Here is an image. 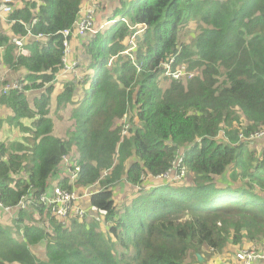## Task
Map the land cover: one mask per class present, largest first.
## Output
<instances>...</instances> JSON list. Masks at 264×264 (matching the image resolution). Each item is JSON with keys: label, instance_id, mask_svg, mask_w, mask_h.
<instances>
[{"label": "trees", "instance_id": "16d2710c", "mask_svg": "<svg viewBox=\"0 0 264 264\" xmlns=\"http://www.w3.org/2000/svg\"><path fill=\"white\" fill-rule=\"evenodd\" d=\"M82 2L21 1L12 35H25L18 21L35 20L32 33L47 38L27 44L29 57H16L10 38H0V62L22 70L24 92L37 95L0 100L7 114L0 125L30 138L10 149L0 143V203L12 209L0 219V264H186L189 257L201 264L197 254L204 263L209 254L264 244V192L255 190L264 189V150L261 138L251 149L239 139L264 130V0L121 3L106 28L96 23L83 38L82 82L68 80L55 98L56 113L80 95L62 139L48 117L62 69L59 33L72 28ZM188 24L196 28L184 41ZM181 68L178 79L170 76ZM178 151L184 179L145 187L141 177L164 174ZM64 155L80 168L72 188L89 189L86 207L103 224L73 218L62 226L39 202L52 185L71 189L58 174ZM123 190L131 195L121 204ZM24 196L31 204L15 208Z\"/></svg>", "mask_w": 264, "mask_h": 264}, {"label": "built area", "instance_id": "2783aa9c", "mask_svg": "<svg viewBox=\"0 0 264 264\" xmlns=\"http://www.w3.org/2000/svg\"><path fill=\"white\" fill-rule=\"evenodd\" d=\"M21 1H30V2H39V0H0V38L5 35L10 38V44L13 46L14 55L16 57L23 56L29 57L30 52L27 48V44L32 41H43L47 39L44 34L34 35L32 33L33 27L36 25V21H32L30 24H24L18 21L25 30L24 36L12 35L10 27L15 21L10 19L11 14L15 11L16 8H21ZM99 1L100 0H90V4L84 6V8H80L78 17L74 25L71 29L60 32L59 34L63 39V58H62V69L54 78V83L57 78H79L80 74L77 71L78 62L77 61H69L70 56V46L69 42L72 38H84L87 33L94 34L96 33L95 25H96V15L99 10ZM130 44L133 46V41L131 40ZM69 46V47H68ZM5 48L0 47V56L4 55ZM164 67L168 70V66L164 65ZM1 69V62H0ZM4 70L7 68L3 67ZM184 68H181L174 74H170V76L174 79H178L180 75L183 73ZM9 73V71L7 72ZM24 83L23 74L16 75L10 79H2L0 80V100L2 97L8 96L11 92H24ZM25 94L28 96L33 94L31 91H25ZM1 101H0V109L2 110ZM122 136L127 133L128 124L127 118L120 122ZM262 132V131H261ZM257 133V132H256ZM255 133V134H256ZM262 133H257L255 136H262ZM262 138V137H261ZM240 140H243V136H239ZM184 155L181 151L176 152L173 161L171 162L170 168L159 176H146L143 179L141 177L144 184H148L145 187L150 185H160L167 183H175L185 177L187 170L183 164ZM62 168L61 171L63 174L67 176L69 179L71 189L66 190L62 189L57 185H52L49 189L42 192L39 195V202L41 204H45L46 208L50 213L60 221L62 226H66L68 222L73 219H77L78 221L83 220H94L97 223L102 224V220L100 217L91 210V208L86 207L87 199L90 196L89 189H84L82 194H80L79 190L76 188H72L75 186V183L78 178V174L80 168L75 165L74 158H69L64 155L61 158ZM141 186H135V189L139 191ZM31 204V201L27 199L26 196L21 198V201L15 208H25ZM0 208L3 214H8L11 212L10 207H4L0 203ZM258 262H264V244L257 245L252 244L248 248L243 250H239L235 253L233 259L229 264H256Z\"/></svg>", "mask_w": 264, "mask_h": 264}, {"label": "rangeland", "instance_id": "374dc122", "mask_svg": "<svg viewBox=\"0 0 264 264\" xmlns=\"http://www.w3.org/2000/svg\"><path fill=\"white\" fill-rule=\"evenodd\" d=\"M115 0H106L105 2H102V3H109V2H114ZM221 1V0H220ZM85 4L86 5H89L90 4V0H83V2H82V5H81V8H84V6H85ZM120 4H121V2H119L118 1V3H117V1H116V4H115V6H111V8H106V7H104V4H103V7L101 6V4L99 5V11H98V13H97V15H96V23H97V25L98 24H101V25H103V28H106V24H107V22H108V20H109V18L112 16V14H113V11L116 9V8H119V6H120ZM126 6H128V5H126ZM195 28H196V26L195 25H193V24H188L184 29H183V31H182V38H183V40L184 41H186V39L188 38V36H190L191 34H194V30H195ZM73 39V38H72ZM71 39V40H72ZM71 40H70V42H69V46H70V51H71ZM84 39H83V41H82V44H84ZM81 44V50L79 51V53L77 54V60H78V62L80 63L81 62V60H82V56H83V53H82V51L84 50L83 49V45ZM68 46V47H69ZM132 49H134V48H130L127 52H125V54H128L129 52H131L132 51ZM0 73H1V70H0ZM72 78H73V76H72ZM77 79V81H78V79L79 78H76ZM62 83H63V80H60V84H59V89L61 88V92H62V90H63V87H62ZM64 85V84H63ZM54 102V101H53ZM3 109V108H2ZM69 109H70V105L69 106H67L66 107V109L64 110L63 109V111H62V114H60L59 116H58V114H56L55 113V106L54 105H50L49 106V115H48V117L53 121V130H52V135H54V136H56V137H60V138H62V139H65L66 138V136H65V131L67 130V128L68 127H70L71 126V123H70V120L68 119V111H69ZM8 113V112H7ZM6 117H7V114H6ZM6 117L2 120V114H1V109H0V122L1 121H5L6 120ZM121 121H119V123H120ZM26 126H29V121H26L25 123H24ZM225 130V129H224ZM257 133H262L261 131H256ZM232 133H233V131H232ZM256 133V134H257ZM256 134H250L248 137H246V136H243V134L241 133V134H239V136L241 135V136H243V140H245V141H247L248 142V145H250L251 146V144H252V141L254 140V139H260V137H262L261 139H263L264 138V134L262 135V136H255ZM25 138L28 140V141H30V138H29V136H26V135H23V133L19 130V129H15V128H13L12 126H8L6 123H2L1 125H0V143H3L4 145H5V147L7 148V149H10L13 145H15V144H17V143H23L24 142V140H25ZM219 138L220 139H223L224 141H226V142H230V140H229V136H227V135H225V134H221L220 136H219ZM249 156V152H247V151H245L244 152V160H246L247 159V157ZM135 160V157H132V158H130V162H132V161H134ZM146 176H144L143 177V179L145 178ZM184 179V177L181 179V180H183ZM180 181V180H179ZM124 182V181H123ZM178 182V181H177ZM124 183H126V182H124ZM127 184V183H126ZM132 189L134 188V186H132L131 187ZM257 192H258V194H260V192H264V189H262V186H260V185H257L256 184V189H255ZM129 195H131V193L128 191V192H124V190L122 191V193L120 194V196H119V203H123V202H125V201H127V198L129 197ZM0 219H4V214L2 213V210H1V208H0ZM72 219V218H71ZM186 219V217L185 218H181L180 219V221H183V220H185ZM35 220H37V219H35ZM60 224H61V222L60 221H58ZM70 223V221L68 222V224ZM67 224V225H68ZM66 225V226H67ZM65 226V227H66ZM104 228L102 227V230H103ZM247 246V245H246ZM245 246V247H246ZM248 247V246H247ZM237 249H239V250H243V249H240V248H237ZM237 249H235V250H237ZM235 252V251H234ZM234 252H231L230 254H232V253H234ZM212 255L211 254H209L208 255V257L206 258V261L203 263V264H209L208 263V261H209V259H210V257H211ZM204 258V257H203ZM186 264H194L193 263V260H192V258L191 257H189L187 260H186Z\"/></svg>", "mask_w": 264, "mask_h": 264}, {"label": "crops", "instance_id": "0c3cea01", "mask_svg": "<svg viewBox=\"0 0 264 264\" xmlns=\"http://www.w3.org/2000/svg\"><path fill=\"white\" fill-rule=\"evenodd\" d=\"M105 1H106V0H100V4H101L102 7H103V4H104V7H106V8L108 9V8H111L112 5L115 6L116 1H117V3H118V1H119V2H121L122 4L129 5L130 2H131L132 0H115L114 2L102 3V2H105ZM82 41H83V38H73V39L71 40V51H70L69 61H77V62H78V60H77V54H78L79 51L81 50V44H82ZM82 53H83V51H82ZM0 59H1V58H0ZM85 59H86V58H85V56H84V54H83L81 62H80V63L78 62V71H79V72H80V67L83 66V65H85V64H87V62H86ZM3 67L7 68L5 65H3V64L1 63V69H0V70H1V73H0V80H2V79H10V78L15 77L16 75L22 74V70H20L19 72H13V71H11L9 68H7V70H4ZM8 71H9V73H7ZM56 77H57V76H56ZM55 79H56V78H55ZM70 79H72V78H70V77H69V78L59 77V78H57V80L53 83L54 91H53V93L51 94V105H54V106H55V98H56V96H57L58 94L61 93V88L59 89L60 80H63V83H62V85H63V84H65V83H67L68 80H70ZM73 79H74V77H73ZM35 96H37V95H35L34 93L31 94V95H29L30 98L35 97ZM79 96H80V95L77 96V94H76V95L74 96V100H73V102H72L71 104H69V105H70V109H69V111H68V119L70 118L71 110H72L73 108L77 107V103H76V102H77ZM53 101H54V102H53ZM69 105H68V106H69ZM66 107H67V106H66ZM65 109H66V108H64V110H65ZM62 111H63V109L60 110L59 112H56V114H58V116H59L60 114H62ZM1 114H2V117H3L2 120H3V119L6 117V113H4L3 109L1 110ZM59 117H60V116H59ZM257 143H259V142H257ZM257 143H255V144H257ZM260 143H261V144H259V146L257 147V150H259V151L264 150V138L260 140ZM255 144H254V145H255ZM245 146H247V147H249V148L251 149V147H250L249 145H245ZM58 174H60V178H67V176H66L65 174H63L61 171H59ZM87 200H88V199H87ZM251 245H252V244H251ZM249 246H250V245H249ZM249 246H248V247H249ZM248 247H245V248H248ZM245 248H244V249H245ZM238 250H239V249H237V250H235V249H231L230 252H229L228 254L220 253V254L212 255V256L210 257L208 263H209V264H229L230 261L233 259L234 253H235L236 251H238ZM234 251H235V252H234ZM231 252H234V253L230 254ZM203 257H204V256H203ZM203 257L201 256V259H202ZM207 257H208V256H207ZM256 264H264V262H258V263H256Z\"/></svg>", "mask_w": 264, "mask_h": 264}, {"label": "clouds", "instance_id": "9594fccd", "mask_svg": "<svg viewBox=\"0 0 264 264\" xmlns=\"http://www.w3.org/2000/svg\"><path fill=\"white\" fill-rule=\"evenodd\" d=\"M99 5H100V1H99ZM125 5H126V4H125ZM98 11H99V10H98ZM131 40L133 41V39H131ZM131 40H130V42H131ZM130 42H129V44H130ZM130 46H131V48H134V47H135L134 42H133V46H132L131 44H130ZM77 71H78V68H77ZM78 72H79V71H78ZM79 74H80L81 79H78V81H79V82H82V76H81V73L79 72ZM262 131H264V130H262ZM186 170H187V169H186ZM186 174H187V173H186ZM175 183H176V182H175ZM170 184H173V183H170ZM160 185H162V184H160ZM156 186H158V185H156ZM102 224H103V223H102ZM238 251H239V250H238ZM238 251H236V252H238ZM236 252H235V253H236ZM235 253H234V255H235ZM213 255H215V254H213ZM200 257H201V256H200ZM202 257H203V256H202ZM233 257H234V256H233ZM203 259H204V258H202V260H201L200 262H199V261H198V262L201 263V264H203V263H202ZM205 261H206V259L204 260V262H205Z\"/></svg>", "mask_w": 264, "mask_h": 264}, {"label": "water", "instance_id": "95a60500", "mask_svg": "<svg viewBox=\"0 0 264 264\" xmlns=\"http://www.w3.org/2000/svg\"><path fill=\"white\" fill-rule=\"evenodd\" d=\"M196 256H197V258H198V261L200 262V261L202 260L201 257H200V255L197 254Z\"/></svg>", "mask_w": 264, "mask_h": 264}, {"label": "bare ground", "instance_id": "6f19581e", "mask_svg": "<svg viewBox=\"0 0 264 264\" xmlns=\"http://www.w3.org/2000/svg\"><path fill=\"white\" fill-rule=\"evenodd\" d=\"M261 138V137H260ZM177 183V182H176Z\"/></svg>", "mask_w": 264, "mask_h": 264}]
</instances>
